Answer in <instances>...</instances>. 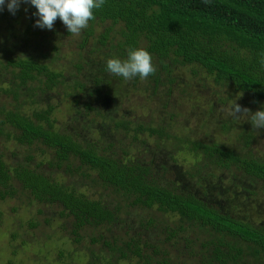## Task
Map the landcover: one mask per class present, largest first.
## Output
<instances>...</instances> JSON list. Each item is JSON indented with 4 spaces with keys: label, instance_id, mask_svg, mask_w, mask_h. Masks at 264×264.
Returning <instances> with one entry per match:
<instances>
[{
    "label": "trees",
    "instance_id": "1",
    "mask_svg": "<svg viewBox=\"0 0 264 264\" xmlns=\"http://www.w3.org/2000/svg\"><path fill=\"white\" fill-rule=\"evenodd\" d=\"M97 22L110 23L98 34L101 45H110L108 59H125L130 49L138 47L149 51L155 72L146 80L148 85L153 83L154 92L158 86L178 83L174 72L179 67L195 65L220 89L229 87L249 95L252 104L264 109V0H105L83 29V41L95 35ZM107 60L97 65L87 91L80 80L66 86L63 72L54 68L51 60L3 56L0 62L10 76L6 83L0 81V138L34 148L46 159L32 163L33 157L26 154L13 163L1 152L0 200L23 190L32 201L57 204L59 216L69 222L67 233L73 243L84 239L86 228L125 226L130 207L155 209L167 217L165 221L138 219L136 226L121 231L127 237L112 232L109 238L102 234L91 238L92 243L102 241V249L89 248L84 264H264V227L216 207L209 194L222 190L219 193L215 183L208 181L215 172L229 174L231 181L234 173H240L264 185V158L250 150L241 154L219 141L178 136L165 125L114 120V128L132 142L145 143L147 139L140 137L145 134L152 141H169L179 154L188 155L184 179L168 182L162 178L169 172L165 165L156 176L152 161L135 162L126 151L117 156L112 144L83 143L59 129L55 106L44 103V96L61 87L77 112L82 104L86 113L93 110L91 100L83 101L79 93L87 89L85 97H89L98 94L103 85L109 88L110 79H124L107 71ZM138 79L134 77L130 83L136 84ZM229 120L230 127L223 124V129L234 126L235 120ZM250 124L249 130L239 134L246 146L255 129H264ZM43 165L93 184L100 197L56 180L42 170ZM105 191L118 202H105Z\"/></svg>",
    "mask_w": 264,
    "mask_h": 264
},
{
    "label": "rangeland",
    "instance_id": "2",
    "mask_svg": "<svg viewBox=\"0 0 264 264\" xmlns=\"http://www.w3.org/2000/svg\"><path fill=\"white\" fill-rule=\"evenodd\" d=\"M33 9L30 4L22 3L14 15L6 7L0 11V60L6 55H31L43 61L51 60L52 66L63 72L66 86L80 80L89 91L92 73H96L97 65L105 62L107 52L111 51L109 43L101 45L98 42V34L110 23L97 22L94 25L95 35L83 41V29L79 34L68 33L59 18L52 30L35 26L38 17L30 20ZM78 64L81 65L80 69L77 68ZM3 66L0 62V81L6 83L10 73ZM174 75L178 76V83L158 86L155 92L153 83L149 82V86L146 78L131 84L130 80L114 77L110 79L109 88L103 85L98 94L89 97H85L84 89L83 93H79V98L83 101L90 99V106L94 108L87 113L83 104V107H79L81 112H77L71 97H66L61 87L57 88L58 92L46 94L44 103L55 106L54 116L59 129L77 136L83 143L91 142L95 146L112 144L117 156H123L126 151L135 162L148 164L152 161V172L156 171L153 173L156 176L165 165L169 167V172L162 178L168 182L184 179V171L190 163L188 155L179 154L169 141H152L145 134L140 135L147 139L145 143L132 142L131 137L114 128V120L124 118L134 123L141 121L155 126L165 125L172 134L219 141L241 154L250 150L253 155L264 158V129L260 131L254 128V138L248 146L239 137L243 130L251 128L253 113L259 110L260 105L252 104L249 95L235 92L229 87L220 89L195 65H183ZM169 88L170 93H167ZM234 104L240 106V113L234 111ZM232 118L235 120L234 126L223 129V124L230 127L229 119ZM5 139L0 138V153L8 162L22 161L26 154L33 157L32 163L46 159L44 153H35L34 148ZM42 170L56 180L75 184L89 196L100 197L99 189L93 184L80 182V177L50 170L45 165ZM234 174L233 181L227 177L229 174L217 172L208 178L219 188V193L222 190L220 194L212 191L209 197L222 211L264 227V185L240 173ZM22 191L0 200V264H84L89 248L97 252L102 249V241L92 243L91 238L97 239L101 234L109 238L112 232H116V236L119 232L127 237L126 232L121 231L134 225L138 219L154 217L165 221L167 218L155 209L130 207L125 226L86 228L82 232L84 239L73 243L67 233L69 222L59 216V206L32 201ZM104 193L105 202H118L116 197H111L106 191ZM121 203L125 204L123 201ZM192 234L206 237V234Z\"/></svg>",
    "mask_w": 264,
    "mask_h": 264
},
{
    "label": "clouds",
    "instance_id": "3",
    "mask_svg": "<svg viewBox=\"0 0 264 264\" xmlns=\"http://www.w3.org/2000/svg\"><path fill=\"white\" fill-rule=\"evenodd\" d=\"M22 3L30 4L36 11L33 13L35 26L52 30L57 18L66 26L68 33L79 34L94 18V10L103 7L105 0H0V11L6 7L11 14H15ZM106 69L114 76L130 80L134 77L147 78L155 72L152 56L144 48L130 49L125 59L113 57L107 60ZM234 111L241 112L238 104H234ZM253 127L264 128V109L253 113Z\"/></svg>",
    "mask_w": 264,
    "mask_h": 264
}]
</instances>
